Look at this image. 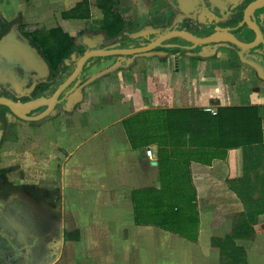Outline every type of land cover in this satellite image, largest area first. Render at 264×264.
<instances>
[{
    "label": "crops",
    "instance_id": "1",
    "mask_svg": "<svg viewBox=\"0 0 264 264\" xmlns=\"http://www.w3.org/2000/svg\"><path fill=\"white\" fill-rule=\"evenodd\" d=\"M115 1L126 28L114 40L101 28L105 16L98 0H89L90 17L84 19L64 17L84 0H0V17L7 23L61 29L79 47L83 38L87 44L88 38L101 37L103 49H113L115 43L120 49L148 45L171 27L174 12L166 0ZM89 50L85 48L86 53ZM117 61L113 57L96 61L88 73L105 74L86 81L80 103L36 124L14 123L0 147V168L11 170L20 186H28L26 190L47 192L51 198L49 203L40 196L57 219L59 245L44 264H222L221 250L213 240L232 236L237 218L245 213L230 185L244 178V150L231 148L203 161L170 152L161 157L166 175L162 178V144L151 136L134 146L125 122L170 110H264V79L231 47L209 59L155 51L127 69L111 71ZM145 126L163 127L162 121L150 118ZM262 129L264 138V116ZM226 130L236 137L231 127ZM184 140L183 136L176 140L179 147L174 151L183 148ZM256 158V170L250 164L253 175L264 172V161ZM174 176L182 183L173 182ZM173 185L194 196L197 213L185 203L186 217L164 225L166 209L159 216L153 199L162 192L170 196ZM136 200L143 224L136 220ZM166 229L184 231L185 237ZM254 231L253 238H236L233 246L244 250L245 258L241 252L238 258L246 259V264H264V214Z\"/></svg>",
    "mask_w": 264,
    "mask_h": 264
},
{
    "label": "trees",
    "instance_id": "2",
    "mask_svg": "<svg viewBox=\"0 0 264 264\" xmlns=\"http://www.w3.org/2000/svg\"><path fill=\"white\" fill-rule=\"evenodd\" d=\"M115 3V0H98V7L103 11L105 16L104 21L101 23V28L107 34L109 40L116 39L126 28V21L116 12ZM89 8V0H84L83 4L78 5L71 14L65 13L64 17L79 19L89 18ZM32 28L34 27L24 26L23 30L44 57L54 74L53 77H58V74L62 70L64 72L66 69L73 71L77 68L79 60L86 54V51L84 48L83 52L74 38L65 34L61 29L48 31L44 27ZM118 44L119 43H115L111 47L117 48ZM124 46L126 45L123 44V47ZM167 47L168 45L164 44V47L161 48ZM168 52L170 54H177L185 51L180 48H174L168 50ZM68 73H70V71ZM55 81L56 88L59 86L58 84L61 83V80ZM263 116L264 110L258 108L220 109L216 115L197 109L170 110L160 113L149 112L140 114L125 122L128 136L132 140L134 146H137V143H139L142 138L151 136L159 140L160 144H162L163 149H161L162 151L160 150L159 159L162 178L166 175H164L165 162L161 160V157L163 155L165 156V154L168 155L170 152L183 159L190 155L192 160L201 157L200 159L198 158V160L203 161V157H217L221 151L226 153L227 150L231 148H242L244 150V178L239 181H232L230 185L242 200L245 206V213L237 218L234 234L232 236L227 237L225 240H213V246L221 250L222 264L247 263L246 259L243 261L241 259V256L245 258L244 250L237 249L233 246L234 241L236 238H253L255 235L254 226L258 221V217L264 214V172L260 173L258 171L253 175L250 167L252 162L253 168L255 169L254 162L256 157V159H259L258 161H264ZM149 118L159 123L162 121V130L159 128L155 130V127H153V129L147 128L145 122H147ZM227 126L237 132L235 135L236 137H231V135L227 134ZM132 128H135V130H132ZM181 136L185 137L182 145L183 148L177 149L178 152H176L174 150H176L179 145L175 142L177 139H180ZM188 136L190 137L189 139ZM252 158L254 160H252ZM192 160H188V166H190ZM0 173L5 174L7 172L0 171ZM178 178L179 176H174L172 180L173 182L176 181L181 184L182 180H178ZM173 189L174 191L171 192L170 196H166L165 192H162L158 199H153L157 205V214L159 216H162L160 210L162 208L166 209L163 210L164 215L166 214L164 225L167 222L182 220L186 217V208H183L185 203L189 204L190 212L193 210L197 213L196 199L194 196H191L185 189H176L174 185ZM162 191H165V188ZM258 192L260 196L257 198L255 194ZM162 200L165 203H162ZM137 204L136 200V220L138 224H143L145 220L142 218L143 215L140 212V207H137ZM160 224L163 225L162 223ZM168 231L182 236L185 234L184 231ZM235 250L237 252H235ZM240 252L242 255L238 258Z\"/></svg>",
    "mask_w": 264,
    "mask_h": 264
},
{
    "label": "flooded vegetation",
    "instance_id": "3",
    "mask_svg": "<svg viewBox=\"0 0 264 264\" xmlns=\"http://www.w3.org/2000/svg\"><path fill=\"white\" fill-rule=\"evenodd\" d=\"M166 1L174 12L171 30L179 26L178 30H186L197 37H208L215 33V27H220L229 30L241 42L251 44L256 39L255 32L245 22L244 12L250 4L258 0H195L194 2L191 0L194 4L193 9L190 8L183 12L179 10L180 8L178 9L179 0ZM255 18L264 38V9L256 11ZM0 26L2 27L1 23ZM11 29L14 30L9 37L11 44L19 46L21 37H24L30 41L32 46L36 47L17 21L10 22L6 28L0 29V42L7 37ZM85 43L84 38L79 43L83 52L84 48L89 49ZM165 45L192 46V44H187L179 39L168 41ZM228 47L240 52L235 46L228 44ZM168 50L171 48H158L156 51ZM199 50H201L200 47L196 51ZM256 50L264 53V43H260L253 49V51ZM101 60L103 59H96L97 62ZM18 61L19 57L0 55V97L15 102L26 103L42 96H53L75 71L66 69L64 72L62 70L55 78L48 64L44 67L29 65V68L24 72L20 68V64H17ZM69 71L70 73H68ZM89 75L91 74L88 73V69L83 70L81 76L59 99L64 98L66 92L78 81L83 84L84 76L88 78ZM55 80H62L56 88ZM63 109H66V102L60 103L55 113ZM46 110L47 108H41L29 116L36 117ZM14 123L36 124L20 120L8 108L0 105V129L4 128L1 145L6 131L14 127ZM39 198L38 193L31 191L28 194L22 191H13L7 196L0 194V264H44L56 251L57 247L54 244L57 242L58 222L55 214H50L49 208L42 203L43 199Z\"/></svg>",
    "mask_w": 264,
    "mask_h": 264
},
{
    "label": "water",
    "instance_id": "4",
    "mask_svg": "<svg viewBox=\"0 0 264 264\" xmlns=\"http://www.w3.org/2000/svg\"><path fill=\"white\" fill-rule=\"evenodd\" d=\"M179 1L178 9L180 8L179 10L181 12L190 10V8L193 9L194 4L191 2V0ZM192 1L194 2L195 0ZM263 9L264 0H258L250 4L244 12L247 26L256 34V39L251 44L239 41L233 34L229 32V30H225L220 27H215V33L208 37H197L186 30H178L179 26H176L173 28V30L168 29L166 32L160 34L159 37L155 38L148 45L127 49H103V39L101 37L88 38L89 42L87 45L90 50L79 60L74 73L66 80L64 84L58 88L53 96H42L26 103L15 102L8 98L0 97V105L8 108L12 114L22 121L30 123L41 122L54 114L57 106L60 103L66 102V109H71L82 101V88L84 87L86 81L89 78H99L100 76H103L105 72L101 71L96 73L93 77H91L92 75H89L88 78L84 76L85 81L83 84H81V81H78L68 92H66L64 98L60 100L59 97L81 76L83 70L89 69L92 64L96 63V59H106L110 57L118 58L116 65L111 67L110 70L115 71L121 67L127 69L135 62V60L139 59L140 57L153 55L158 48L164 47L166 42L174 39H179L182 42L192 44V46L183 47L180 45H168L167 48H180L189 54H192L196 57H201L203 59H209L216 56L218 51L221 48L228 47V44L235 46L240 50L239 55L241 61L256 69L259 76L264 79V53L259 50L253 51V49L259 46L260 43H264L262 31L260 30L255 18V12ZM12 31L14 32V30L11 29L7 37L0 42V55L3 54L4 56L5 54V56H10L12 58L19 57L17 64H20V68L24 72H26V70L29 68V65H39L40 67L46 66L47 63L45 59L37 50V48L30 44L28 39L21 37L19 46L10 43L9 37L13 34ZM199 47L201 50L196 51ZM41 108H47V110L36 117L29 116L32 112ZM3 135L4 128H1L0 145ZM54 245H56L55 247H58L59 242H55Z\"/></svg>",
    "mask_w": 264,
    "mask_h": 264
},
{
    "label": "rangeland",
    "instance_id": "5",
    "mask_svg": "<svg viewBox=\"0 0 264 264\" xmlns=\"http://www.w3.org/2000/svg\"><path fill=\"white\" fill-rule=\"evenodd\" d=\"M1 17H0V23L2 25V27L0 26V29H4L7 27L8 23L5 22V21H1ZM19 24L22 26V29L24 27L23 23L19 22ZM29 27H44L42 26V24H35V25H27ZM32 28V29H34ZM112 64V62H111ZM62 81V80H61ZM60 81V82H61ZM59 85V84H58ZM57 85V86H58ZM0 171H6L7 173L3 174V173H0V194L1 196H7V195H10L13 191H18V192H24V193H27L30 192L29 190H26V188L28 186H20L18 183H17V178L16 176L12 175L11 174V170L9 171L8 169H2L0 168ZM11 174V175H10ZM9 175V176H8ZM36 189V188H35ZM42 191V190H40ZM33 192V191H31ZM36 194L38 193L37 190L34 191ZM42 198H46V200L49 202L51 200V198L48 200L47 197L49 196L48 193H44L42 192V194L40 195ZM38 197H39V194H38ZM50 197V196H49ZM40 199V198H39ZM50 203V202H49Z\"/></svg>",
    "mask_w": 264,
    "mask_h": 264
},
{
    "label": "built area",
    "instance_id": "6",
    "mask_svg": "<svg viewBox=\"0 0 264 264\" xmlns=\"http://www.w3.org/2000/svg\"><path fill=\"white\" fill-rule=\"evenodd\" d=\"M207 111H208V112H211V113H213V114H215V115L217 114V112H216L214 109H211V108H210V109H207ZM147 155H148V157H149L151 160L154 159V154H153V151H152V150L149 149V150L147 151Z\"/></svg>",
    "mask_w": 264,
    "mask_h": 264
}]
</instances>
